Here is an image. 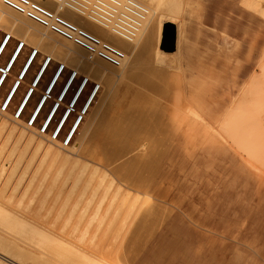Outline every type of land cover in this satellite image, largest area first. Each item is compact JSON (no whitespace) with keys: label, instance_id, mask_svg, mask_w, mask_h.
Masks as SVG:
<instances>
[{"label":"rangeland","instance_id":"374dc122","mask_svg":"<svg viewBox=\"0 0 264 264\" xmlns=\"http://www.w3.org/2000/svg\"><path fill=\"white\" fill-rule=\"evenodd\" d=\"M246 1L248 0H245L244 3L242 0H186L185 19L183 22V39L180 48L178 49L179 53L178 51L175 53V55L179 56L178 67H180V70L178 69V71L180 73L175 70L176 73L178 72L179 74L174 77L175 84H173L174 82L172 79L170 86L172 88V93L177 97H181L182 101L185 100L184 103L186 102L185 105L187 108L189 110L193 108L191 111L193 112L195 110V114L194 112L191 113V111L188 112L186 110L187 112H185L184 116L181 114L182 119H180L179 116V119L176 118L178 121L175 119L171 120V126L174 124V120L176 121V124L178 122V125L174 124L173 126H177V129L175 128V130H173L175 133H173L174 135H172V139L169 137L170 134L168 135L169 131H172L173 129L171 126H169L171 127V130H167L168 133L166 131L162 132V136L159 133L160 137H162V141H166L163 140V138L165 139L167 135L171 139L170 141L167 138V142H162L160 141L161 138H159L160 142H157L155 140L157 139V137H155L157 133H155L156 135H148L150 140L153 138L155 141H149L147 135L146 137L148 139L144 138V140L142 139L145 135H140L142 137H139L140 140L137 136L136 139H138L140 143L143 141L144 144L142 143L140 148V143L138 144L137 142V145L136 141L138 140H135L134 147H132L131 151L128 153L129 155L134 153V155H132V157H130V155V159L128 157L126 160L127 164L129 163L131 165V169L132 167H135L133 168L134 173L129 169L130 167H126V164L122 165V167H125L124 171L126 169L129 170H126L127 174L124 172L128 178L129 175L135 177V171H140L139 173H141V177L138 175L139 178L138 176L135 178H138V182L144 178L145 180L141 182L144 184L145 181H148L145 182L147 183L145 185L139 184L137 181L133 182L136 180H132L133 178H130L129 182L126 183L128 180L127 177H125L126 175L122 177L123 173H117L118 169L116 170V168H114L116 170L114 172L112 166L109 167L103 164L102 161L100 162L98 158L93 156L91 158V155H87L84 150L82 151V149H80L81 146L78 145L80 142H77L79 137L76 138L78 144H75L74 139V142L72 141L68 146H63L60 142L54 144L52 139H50L51 130L57 118H59L63 110L68 108L67 106L70 105L69 103L74 91L78 87L80 81L85 77L83 72L79 73L76 77L70 91L63 101V104L60 106L54 121H52L46 136L43 133L38 132L42 124V119L49 108L56 103L60 88L69 74L73 72L71 66L67 67L65 64L66 69L53 89L51 93L52 97L47 100L46 105L41 110L36 123L34 124V129H32L28 122L31 110L44 92L53 72L61 65V63L59 64V60L51 61L48 69L38 84V91L33 93L21 115L22 123L17 121L18 119L15 115L16 106L26 89L30 86V81L40 63L44 58L45 60L48 58L47 52L38 51L33 64L16 92L9 108L7 110L2 108L3 98L12 83L17 79L22 64L28 55L35 50L33 44L25 43L10 75L7 77L0 90V128L2 127V124H6V129L3 127L4 130L2 128L0 130V236L7 237L18 244H23L24 242V239L19 238V236L23 237L26 234H31L32 236L43 235L45 238L53 236L61 243V241L66 242L67 236L74 234L72 236L76 237L77 240H72L71 243L72 245H75V247L78 245L79 247L84 246V248L87 249L86 245L88 244L89 250H91V247H93L92 250L94 251L97 249L95 252H98V249L104 247L103 252H100L102 251L100 249L99 253H104L106 254L105 256H107L109 253L108 251H110L108 254L110 256H108V258L110 260L115 258L116 260H114L116 262L121 260V264H127L129 261V264H138L141 261L142 264H169L168 247L166 246L168 245L171 235H176L177 239L183 238L186 221L200 224L201 215L202 219L206 221L215 219L212 217L217 216L224 225L228 227L236 225L238 227V214L242 213L249 214V219L254 225L264 222V17L260 15L262 13L259 12V10H256V12H259L260 14L256 13L253 7L250 8V6H247L249 4L246 5ZM259 2H261V6L264 7V0H259ZM172 29L173 27L170 30H166L164 34V44L166 45ZM6 34L7 29L0 27V41ZM20 42V36L11 38L0 58V74L1 68L5 66L11 52ZM178 80H180L179 84L177 82ZM93 82H95V79L87 85L79 102L75 105V111L71 113L62 132V137L74 118L79 117L81 106L91 90ZM171 84H173V86ZM175 87L176 89H174ZM178 89L180 91H177ZM101 91H103V85H100L99 92L101 93ZM178 92L181 95L178 94ZM100 101L101 98L96 101V104ZM235 106H238L239 120L234 119L229 115L231 114V111H235ZM2 109L5 111V114ZM240 119L243 123L240 122ZM87 121L88 119L84 115L82 118V124L84 123L85 126ZM239 122L242 126H240ZM27 123L29 127L26 126ZM11 127H14V129ZM20 130L22 131L19 132ZM18 133H21L22 135L19 134L21 135L19 137ZM27 135L28 138L32 137L36 141H42L45 143V146H49L53 151L51 155L49 154L43 158L42 154H44V152L42 148L36 153V141H31V146L30 144H27L30 147H25ZM78 135L79 131L76 134V137ZM17 136L19 139L22 138L23 140L20 139V141ZM151 142H157L155 144L160 143V145H156V147L154 144L155 149L159 152L160 150L165 149L163 146H168L167 149L164 150L165 153L163 151L164 155L162 153L159 154L158 152L160 158L162 157L161 159L157 158L160 160L154 159L158 154L153 156V152H157V150L153 151L150 145ZM73 143L75 145L74 148L76 146H79L80 148H71ZM161 143H166V145H161ZM34 145L35 148H33ZM149 146L153 151L152 153L150 152L151 150ZM137 147L138 149L140 148L143 155L146 154L145 156H147L151 154V158L154 157L153 159L157 161L151 160L148 156V159L147 157L145 159V156H142L138 149L135 151L140 152L141 158L139 159L140 156L133 158L135 155L139 154H135L136 152L133 149ZM79 149L82 152L79 151ZM74 158H77L75 159L77 160L76 162L73 160ZM131 158H138V161L132 160ZM149 158L151 160L150 162L143 161L144 159L145 161H149ZM30 161L31 163H29ZM63 161L65 163H63ZM152 161H154V163ZM73 162L77 164L74 167ZM151 162L153 164L156 162L155 166ZM85 164L86 166L88 164L90 165L86 167V172L81 176V179L79 178L80 180H77V177L74 175L67 177L66 174L69 172V169L71 168L70 166H72L75 171ZM129 164L127 166H130ZM151 164L153 167L157 166V168H152ZM163 164L164 166H162ZM150 165L151 168L154 169L152 174L153 177L150 175L151 171L147 174L148 170L146 169H148L147 167ZM26 166L28 168L24 170ZM49 166L50 168L47 173L45 170H47V167ZM59 166H61V168L63 166V172L61 171L60 174L54 177L57 174L56 170L59 169ZM143 166L147 167L144 169L142 168ZM92 168H97L100 174L104 175L102 181H100L101 179L99 180V177L93 178V181L88 179L87 173ZM121 170L119 169V171ZM164 170L168 171V174H166L167 172H164ZM25 171H27V173ZM160 171L161 174L163 172L164 174L161 175ZM131 172L133 174H130ZM33 173L34 177L32 175ZM44 173H46L45 180L42 178ZM142 173H146L143 174L144 176L146 175V178ZM22 174H24V176ZM165 174L168 177H166ZM29 178L33 179V181L31 180L33 184H31ZM41 180L43 181V184L41 183ZM87 180H89V183H87ZM152 180H154V183L152 182L153 185L151 183ZM83 181H85V186H83ZM27 182L28 184H31V187H29L30 185L27 186ZM109 182L112 184L110 185ZM38 183L42 184V190H47V187L50 189L49 186H51L52 189V191L50 189L51 192L47 195L48 200H46L41 209H37V207L40 202V195H42L45 190H40L37 195L35 187L38 186ZM107 184H109V186ZM129 184H134V186H130ZM46 185L47 187H45ZM86 185L89 187L87 186V188ZM96 185L98 187L101 185V187L98 188ZM15 186H18L15 193L11 192V190L16 188ZM26 187L30 188L27 192L25 191ZM104 187L107 189L103 192ZM119 187L120 189L118 190ZM95 188H98L96 189L97 191ZM26 190H28V188ZM93 191L96 193L92 194L93 196L91 197L90 195ZM105 192L106 196H104L106 198L103 197ZM113 192L116 197H112L114 194ZM20 193L22 195L24 194V197L21 198V200L20 197H22V195ZM35 194L37 195V198H31L33 195L36 196ZM101 195L104 199L100 198ZM53 196H55L54 198L57 201ZM89 196L91 198H89ZM87 198L90 200L92 199L93 201H90ZM113 198H115L114 201ZM123 198L125 201L124 203L122 202ZM76 199L79 203H74L77 201ZM109 199L113 202L109 203ZM85 200H87L89 204H86ZM55 201L54 209L49 210V204L51 202L54 203ZM131 201L133 207L134 204H136L135 208H132ZM129 202L130 205L128 206ZM141 202L144 207L141 206ZM145 202H148L149 204ZM98 203L100 207H98L99 210H97ZM121 203H123V205ZM73 204L77 205L75 211L73 209ZM110 204L111 206H109ZM86 205L87 210L89 209L88 211L85 208ZM50 206L53 207V205ZM93 206H95V210H97V212L99 211V213L95 210L93 211V214L95 213L94 215L90 213L94 208ZM105 206L109 207L106 208ZM137 206H141L140 208H143L146 211L140 213V208ZM145 206H147L146 208L149 211ZM26 207H30L28 210L29 212L26 211ZM118 207L120 211H118ZM80 208L82 210L85 208L84 213H80ZM108 209H111V212ZM115 209L118 212L116 215L113 214V211L114 213L116 212ZM137 209H139V213L137 212ZM128 210L130 212L132 211V213H130L132 216H136L133 218L128 215ZM135 210L137 214L134 213ZM167 210H169V212ZM102 213H106L108 217L106 214L103 215ZM141 214H145V217ZM92 217L94 220H92ZM136 217L139 218L140 222ZM246 219L248 218H244V221ZM135 220L139 222V226L136 224L138 230H136L135 225H133ZM88 221L91 222V227L90 224L86 223ZM122 221L124 223L127 222L124 224L126 225V228L123 226ZM128 221H130L131 224L133 223L134 231H132L133 229H130V226L132 227V225L129 224ZM159 222H162V224L160 223L161 225H158V228L157 224H159ZM121 224L124 229H122L123 231L118 228H122ZM127 224L130 226H127ZM86 227L89 229V232L85 231L87 230ZM62 229L65 230L64 233L65 235L67 234L66 236H61L55 231ZM156 229L160 231L157 232ZM166 232L168 233L166 234ZM118 234H120L121 237ZM77 235H80V237H77ZM89 235H92L93 237L91 236L92 238H90ZM116 235L119 236L117 237L119 246L116 244ZM156 235L157 237L155 238ZM128 236L131 237L128 238ZM12 237L15 238L13 239ZM59 237L62 239L61 241L59 240ZM84 237L86 238L85 240ZM127 238L130 239V242ZM94 239L95 241H93ZM114 239L116 241L115 243ZM140 239L143 240V242ZM171 239H174V237H171ZM78 240H80V242H78ZM89 240L90 242L92 241L93 244H89ZM126 241L129 243H127L129 246L126 245L129 249H126L124 246V242ZM100 242L104 246H101ZM113 243L114 246L117 245L116 248H114ZM137 243L139 246L141 244V246L139 247ZM147 244L152 245L148 246ZM158 244L159 247L157 248ZM112 246L113 249H111ZM134 246L136 251L138 249L140 250L138 251L139 254L132 251L134 250ZM155 248L157 249L156 252L154 250ZM121 249L124 251L127 250V252H121ZM7 251L8 250H6L5 253H7ZM131 251L133 252V255L129 254ZM118 252L125 254L123 255V258H125V261L127 259V263L123 258L120 259L122 256ZM135 253V257H130V259L129 256H134ZM142 255L146 256V260H144L145 256ZM140 256H142V258Z\"/></svg>","mask_w":264,"mask_h":264},{"label":"bare ground","instance_id":"6f19581e","mask_svg":"<svg viewBox=\"0 0 264 264\" xmlns=\"http://www.w3.org/2000/svg\"><path fill=\"white\" fill-rule=\"evenodd\" d=\"M37 1L41 2L42 4H44L45 6H47L49 8H51L56 13L61 14L62 16L67 18L68 20H70V21L74 22L75 24H77L78 26H80L82 28H85L86 30L92 32L93 34L99 36L102 40H105V41H108V42L112 43L113 45L117 46L118 48H120L124 52L125 57H124L122 63L119 66H114V65H112V64H110V63H108V62H106V61H104L102 59H99V58L88 59L86 51L81 46H78V45L74 44L73 42H71L70 40H67V39L61 37L60 35L50 31L48 28H46L44 26H41L40 24H38V23L34 22L33 20L27 18L24 14H21V13L15 11V10L5 6L4 4H2V2H0V27L1 28L2 27L6 28L7 29V34H10L12 37L20 36L21 42L27 43V44H33L36 51L47 52V56L49 58H52L55 61L59 60V64L60 63L64 64V65L66 64L67 67L71 66L72 67L71 68L72 71H75V72H78V73L83 72L84 76L87 78V80L92 81V80L95 79V83H97L99 86L103 85V91H101V93H100L99 89L96 90L94 92V94L91 95L89 100L87 101V99H88V97H89V95H90V93L92 91V88H91V90L89 91L88 95L86 96V98H85V100H84V102H83V104L81 106L80 112H79V114L82 116L81 119L73 127L74 122L76 121V118H74V120L71 122V124L67 128L66 133L68 131H70V129L73 127V131H72L71 136H70V138H71L70 142L71 143H72V141L74 142V139H75V144L79 141L80 144H78L79 142L77 144L81 146V148L79 146H76L74 148L75 145L73 143L72 146L70 145L71 148H74V149L80 148V149H82V151L84 150L87 153V155H91V158H92V156L95 157V158H98L100 160V162L102 161L103 164H105V165H107L109 167L112 166L113 169L114 168H116V170L118 169L117 173H119V174L123 173L124 174V175L122 174V177L127 174L126 173L127 171H129L128 169H126L127 171L126 170L124 171L125 167H122V165L126 164V167L127 168L130 167L129 169L134 173V169L133 168H135V167H132V169H131V165L129 163L128 164L130 166H127L128 164H127L126 160L128 159V157L130 155H131L130 157H132V155H134V153L130 154V155L128 153L131 151V148L134 147L135 140H138V139L140 140V138H142L141 136L145 135V137H143V139H142V140H144V138L145 139L147 137L149 138V136H151V134L157 133V135H159V136H157L156 134H155L156 136L153 135V136L157 137V139H158V140L157 139H155V140L157 142L162 141V137H160V134L162 132H165V131L167 132L168 129L171 130V127H173L174 124H176L175 120L179 119L178 118L179 116H180V119H182L181 114H182V116H184L185 112H187V111L189 112V111H191V109L193 110V108H191L190 110L187 108V106L185 105L186 102L184 103L185 100L182 101L181 97H177L176 95H174V93H172V91H171L172 88L170 86V83L172 82L171 80L173 79V82H174L173 84H175L174 77H175V75H178L180 73L178 71V69L180 70V67H178L179 66L178 65L179 56L175 55V53H177L178 49L180 48V44H181V41L183 39V22H184V19H185V7H186V3H187L186 0H137V1L143 3L144 5L147 6L148 12H147L146 17L143 20V23H142L138 33L131 40H127V39L122 38L121 36L115 34L113 31H111L109 28H106V27L100 25L99 23L91 20L86 15H83V14H81V13L75 11V10L70 9V8L61 7L59 4H57L53 0H37ZM244 1L245 0H242L243 3H244ZM260 3L261 2H259V0H248V1H246V5L249 4L247 6H250V8L253 7V9H255V12H256V10L257 11L259 10V12H261L262 14H260L259 12H256V13H259L260 15H262V17H264V7H262L261 6L262 3L261 4ZM172 27H173V30H175V48L173 49L174 51L171 50V52H170L167 49L168 42H169L170 38H169V40L167 42V45H166V44H164V41L162 42V37H163V33H165L166 30H170ZM3 40H4V37L0 41V58H1L2 53L5 51L8 43H9V41H6L5 44H3ZM17 48H18V45H16V47L13 49V51L11 52L9 58L7 59V61L5 63V66L3 67V68H6V66L8 65V68L4 69V74L5 75H4V77L2 78V80L0 82V90H1L4 82L6 81L7 77L10 75V72H11L15 62L17 61L18 57L20 56V54H21V52L23 50V48H21V49H18V51H16ZM178 53H179V51H178ZM31 54L32 53H30L28 55V57L25 59L24 63L22 64V66H21V68H20V70L18 72V77L15 80V81H18V84L15 87H13V85L15 84V81H14L12 83V85L10 86V88L8 89L6 95L3 98L2 103L7 99L6 100V106H5L4 110H7L9 108V106H10V104H11V102H12V100H13L15 94H16V92L18 91V89H19L21 83L23 82L27 72L29 71L31 65L33 64V62H34V60L36 58V56L32 57ZM28 59H30V60H28ZM49 65H50V63L46 64V60L44 58L43 61L40 63L38 69L35 71L32 79L30 81V86L26 89V91L22 95L21 99L19 100V102H18V104L16 106V109H15V111H17L18 108L21 106L19 115L17 116V119H18L17 121L18 122L22 123L21 115L24 112V110H25L29 100L31 99L33 93L35 91H38V84H39L40 80L42 79L44 73L48 69ZM175 70H177L179 73L178 72L176 73ZM57 71H58V67L53 72L51 78L49 79V81H48V83H47V85H46V87L44 89V92L39 97V99L35 103L33 109L31 110V113L29 115V119L32 116V114H34L33 121H35L38 118V116H39L41 110L43 109V107L46 105L47 100L52 97L51 93H52L53 89L55 88L58 80L62 76V72H59L58 75L54 78V76L57 73ZM2 72L3 71H1L0 77L3 74ZM69 77H70V74L67 77V79L65 80V82L63 83L62 87L60 88V91L58 93V98L56 100V103L58 104V106L54 109L52 114L49 116V121H48L46 127L50 126V124L54 120V118H55L60 106L63 104V101H64L65 97L67 96L68 92L70 91V89H71V87H72V85H73V83L75 81L74 78H72L71 81H69L68 80ZM179 81L180 80L177 81L178 84H179ZM80 83H79V85H80ZM173 84H171V85L173 86ZM33 85H35V87H36L35 89L31 88ZM79 85H78V87H79ZM86 87H87V83H85L81 87L79 93H77V97L75 98V101H72L73 104H72V102L70 100V103H69L70 105L67 106L68 108L63 110L62 114L57 119L56 125H58V123L60 122L62 116L69 110L67 115L64 116V118L61 121V126L59 128V131L62 128L64 129L65 125L67 124V122L69 120V117L71 115L72 110L74 111V108H72V107H75V105L79 102V100H80V98H81V96H82V94H83V92H84ZM30 88L32 90L28 94V90ZM174 89H176V87ZM179 89L177 91H180ZM62 91H63L62 97L60 98L59 95L61 94ZM75 92H76V90L74 91V93ZM173 92H175V91H173ZM74 93H73V95H74ZM100 94H101V97H100ZM178 94H180V93L178 92ZM99 98H101V101L96 104V101ZM188 106H189V104H188ZM52 107H53V105L49 108V110L47 111L46 115L44 116V118H43V120L41 122L42 124L44 123V121L48 117ZM193 112L191 111V113H193ZM4 114H5V111H4ZM194 114H195V112H194ZM84 115L88 119V121L85 124V126H84V123L82 124V118H83ZM229 115H230V117H233L234 119L239 120L238 119V106H235V111H231V114H229ZM173 119H175L173 121L174 124L171 126V124H172L171 120H173ZM170 122H171V124H170ZM240 122L243 123V121L241 119H240ZM240 122H239V124H240ZM168 123H169V125H168ZM5 125L6 124H2L1 128L2 129H3V127L5 128ZM176 125H178V122H177ZM0 126H1V124H0ZM26 126H28V123L26 124ZM169 126H171V127H169ZM240 126H242V125L240 124ZM1 128H0V130H1ZM19 128H21V127H19ZM30 128L34 129V125H32ZM175 128L177 129V126L173 127L172 131L168 130L169 133L168 132L167 133H168V135L170 134V136H169L170 138L172 137V135H174L173 133H175V132L173 130H175ZM12 129H14V127ZM21 131L22 130H20L19 132H21ZM78 131H79V135L76 137V134L78 133ZM9 132H11V131H9ZM14 132H12V133H14ZM38 132H40V131H38ZM170 132H172V133H170ZM247 133H248V131H247ZM19 134H21V133H18V135ZM21 135H19V137ZM44 135L46 136V133H44ZM146 135H147V137H146ZM168 135H167V137H165V139L163 138V140H166V141H162V142H167L168 140L170 141L172 139V138L170 139L168 137ZM137 136H138V139H136ZM161 136H162V134H161ZM78 137H79V139H77V142H76V138H78ZM17 138H18V136H17ZM159 138H161L160 141H159ZM167 138H168V140H167ZM20 139H22V138H20ZM37 140H38V138H37ZM139 140L136 141V144H137V142H138V144L140 143ZM155 140H153V138L150 140V138H149V141H155ZM31 141L34 142L36 140H34L32 137L28 138V135H27L26 146H25V144H24V146L27 147L29 144L31 146ZM27 142H29V143H27ZM52 142H54V144L55 143H59L58 139L52 140ZM157 142H153V143L151 142V144L149 143L151 145V148L153 149V151L157 150V149H155L156 145H160V143L155 144ZM142 143H143V141L139 145L140 148H141V144ZM35 144H36V148H35V145L33 146V148H35L36 153L41 150L40 148L43 149V152H44V154H42L43 158H44V156L46 157L49 154L51 155V153L53 152L51 150V148L49 146H45L44 145L45 143H43L42 141H36ZM152 144H153V147H154V144H155L154 148L152 147ZM163 144L166 145V143H161V145H163ZM168 145H169V143H168ZM30 146H28V147H30ZM163 147L165 149L160 150V152L158 150H157V152L156 151L153 152L152 149L150 148V146H149V148H150L151 151L149 150V148H148V150L151 153L153 152V156L154 155L156 156L158 154V152H159V154L162 153L164 155V153H165L164 150H166L168 146L166 145V147L165 146H163ZM140 148L138 149V147H137V148H133V149L135 151L137 149L140 150ZM80 149H79V151H81ZM35 150H34V152H35ZM163 151H164V153H163ZM135 152H136L135 154H138V153L139 154L135 155L133 158L140 156L141 150H140V152L139 151H135ZM12 154H14V153H12ZM159 154H158V156H159ZM79 155H80V153H79ZM141 155L145 156L146 154L143 155V153L141 152ZM163 155H161V156H163ZM147 156L151 158L152 155L150 154V155H147ZM147 156H145L144 158L146 159ZM158 156L155 157V158L153 157V158L154 159L160 158V156L159 157ZM56 157H57V155H56ZM130 157H129V159H130ZM148 157H147V159H148ZM140 158H141V156L139 157V159ZM150 158H149V161L148 160L145 161V159L143 161L144 162H150L151 160H154L153 158H151V160H150ZM75 159H77V158H74L73 160H75ZM137 159L138 158L132 159V160L136 161ZM160 159H157V160H160ZM157 160H154V161H157ZM31 161L29 163H31ZM76 161L77 160H75V162ZM154 161H152V162L154 163ZM95 162H96V160H95ZM63 163H65V162L63 161ZM73 163H72V165H73ZM149 164H147V165H149ZM155 164H156V162H155ZM155 164H153V165L155 166ZM66 165H67V163H66ZM76 165L77 164L74 163L73 167L76 166ZM88 165H90V164H88ZM141 165H142V163H141ZM141 165H140V168H141ZM143 165H144V163H143ZM151 165L149 167L146 166L148 168L146 170H148L147 174H148V172L151 171L152 173L150 172V175H151V177H153L152 174L154 172V169L157 168V166L153 167V165H152V168H154V169H152ZM87 166H86V164L84 166L82 165V167L78 168L75 171L73 170L74 168L72 166H70L72 168V170L70 168L69 172H67L66 175H67V177H69L71 175H74V176L77 177L76 178L77 180H80L81 176L84 175V173L86 172V167ZM144 166L142 168L145 169L146 167H144ZM162 166H164V164ZM118 167H120V168H118ZM27 168L28 167L26 166L24 170H26ZM47 168L48 169L45 170V171L48 173L50 166L47 167ZM60 168H61V166H59V169L56 170L57 174L54 177H56L58 174H60L61 171L63 172V170H62L63 166H62L61 169ZM119 169L120 170L122 169L123 172H122V170L119 171ZM116 170L114 169V172ZM162 170H163V168H162ZM165 171L166 170H164V172ZM25 172L27 173V171H25ZM132 172L130 174H133ZM135 172H136L135 173V177L138 176V175L141 177V175H140L141 173H139L140 171L139 172L135 171ZM164 172L162 174H164ZM166 172H167L166 174H168V171H166ZM24 174H22V175L24 176ZM143 174H146V173H142V175ZM160 174H161V171H160ZM166 174H165V176H166ZM32 175L34 177V173ZM44 175H43L44 177L42 176L43 180H45V178H46V173H44ZM106 176H107V174H106ZM139 176H138V178H139ZM87 177H88L89 180H92V181H93V178H98L99 177V180L101 179L100 181H102V179H103L102 177H104V175H101L97 168H92L87 173ZM125 177H127V179H128L126 181V183L129 182L130 178L131 179L133 178L132 180L136 179L132 175L131 176L129 175V178H128L127 175ZM144 177L146 178V175ZM158 177H159V175H158ZM166 177H168V176H166ZM33 179L29 178L31 184H33L32 183ZM137 179L135 181H133V182L137 181V183L142 184L143 180H145L144 178H142L143 180H141L142 182L140 181L141 182L140 183V182H138L139 180H137ZM89 180H87L88 182L87 181L86 182L89 183ZM125 180H126V178H125ZM153 181L154 180H152L151 183ZM83 182H84L83 186H85V181H83ZM145 182H148V181H145ZM145 182L142 185L147 184ZM156 182H158V181H156ZM41 183L43 184L42 180H41ZM153 183H152V185H153ZM27 184H28V182H27ZM31 184L29 183L27 186L30 185L29 187H31ZM42 184L38 183L37 184L38 186L35 187V191H36L37 195H38V192L40 190H42ZM90 184H91V181H90ZM98 184H100V183H98ZM109 184L111 185L112 183L109 182ZM109 184H107V185L109 186ZM129 185L130 186H134V184L133 185L129 184ZM87 186L88 185H86V187ZM108 186H106V187L109 188ZM135 186H137V185H135ZM17 187L15 189L11 190V192L15 193V190L17 189ZM29 187L25 188L26 192L29 191V189H30ZM45 187H47V185ZM49 187L51 189V186H49ZM99 187H101V185H99ZM106 187L103 188V192H104L105 189H107ZM138 187H139V185H138ZM143 187H142V189H143ZM146 187H147V185H146ZM27 188H28V190H26ZM98 188H95V190L98 189ZM46 189L47 190L44 189L45 191L42 190L45 193L43 192V194H42L43 196L40 195V198H39L40 202H39V205H38L37 209H41L42 206H44L46 200H48L47 195H49V192H51L52 189H51V191H50V189L48 187ZM119 189H120V187L118 188V190ZM85 190H86V188H85ZM106 192L104 194L102 193L104 198H106L105 197L106 196L105 195ZM81 193H83V192H81ZM95 193L96 192L93 191L90 196L92 197L93 196L92 194H95ZM116 193H117V188H116ZM37 195L36 196L33 195V197H31V198L35 199V198H37ZM114 195H115V193L113 194L112 197H116V195L115 196ZM90 196H89V198H91ZM23 197H24V194L22 195V197H20V200ZM54 197L55 196H53V198ZM103 197L101 195L100 198L104 199ZM100 198H99V200H100ZM88 200H90V199H88ZM114 200H115V198H113V201ZM56 201L54 203L51 202L49 204V206H48L49 210L54 209V205H55ZM85 201H86V204H89L87 202V200H85ZM90 201H93V200L91 199ZM113 201L110 200V199L108 200L109 203H112ZM76 202H78V200L75 201L74 203H76ZM122 202L123 203L125 202L124 198H123ZM135 202H136V198H135ZM30 203H28V204H30ZM99 203H100V201H99ZM99 203L97 204L98 206L95 205V206H97V210H99L98 209ZM123 203H121V204L123 205ZM145 203H148V202H145ZM90 204H92V203H90ZM131 204H132V201H131ZM50 205H53V207L50 206ZM100 205H102V204H100ZM113 205H114V203H113ZM129 205H130V202H129L128 206ZM76 206L77 205L73 204L74 211H75ZM95 206H93L94 208H93L92 212H90V213L93 214V211L95 210ZM109 206H111V204ZM109 206H105V207L108 208ZM131 206H132V208H135L136 204H134V207H133V204ZM131 206H130V208H131ZM141 206H143L142 202H141ZM147 206H145V208ZM140 207H138V208H140ZM150 207H149V209H150ZM26 208H27L26 211H28L30 207L29 208L26 207ZM85 208L87 210V205H86ZM85 208H83V210L80 208L81 209L80 213H84V209ZM111 208H113V207H111ZM158 208H160V207H158ZM118 209H119V207H118ZM142 209L141 208H140V210L137 209V212H138V210H139L140 213H143V211L144 212L146 211L145 209H143V210ZM97 210H95V211L97 212ZM108 210L110 211L111 209H108ZM74 211H73V213H74ZM115 211H116V209H115ZM118 211H120V209ZM167 211L169 212V210H167ZM86 212H85V214H86ZM97 213H99V211ZM116 213H118V212L116 211L114 213V211H113V214L116 215ZM130 213H132V211L131 212L130 211L127 212L128 215L132 216ZM134 213H136V210H135ZM102 214L104 215L106 213H102ZM141 215L144 216L145 214H141ZM106 216H107V214H106ZM117 216H115V217H117ZM135 216L136 215H133L132 217L134 218ZM95 217H96V215H95ZM132 217H130V218H132ZM139 217L141 219L140 214H139ZM124 219H126V218H124ZM124 219H123V221H124ZM137 219L139 221V218H137ZM92 220H94L93 217H92ZM100 221H101V219H100ZM138 221L135 220V223L134 224L132 223L133 225H135L136 230H138L137 227L139 226L138 224L140 222V221L139 222ZM88 222H86V223L87 224L91 223V222H89V223ZM128 222H129V224H131L130 221H128ZM162 222H159V224H157L158 228H159L158 225H161ZM125 223H127V222H125ZM125 223L123 222V226L126 228V225H124ZM97 224H96V226H97ZM129 224H127V226ZM133 225H132V227L129 225L130 229H133L132 231H134V226ZM90 227H91V224H90ZM121 227H122V224H121ZM118 228L121 231L124 230L123 227L121 229H120V227H118ZM86 229H87V227H86ZM88 230L89 229H87L85 231L89 232ZM55 231L58 232L61 236L65 235V233H64L65 230L64 229L59 230V231L55 230ZM118 231H117V233H118ZM144 231H146V230H144ZM158 231H160V230H157V232ZM167 233L168 232H166V234ZM13 235H11V236H13ZM72 235H74V234H72ZM72 235L67 236L66 242H62L61 241L62 239L60 238L61 237L60 236L59 237V240L61 241V243H60L53 236L45 238L43 235L32 236L31 234L30 235L26 234L23 237L19 236V238H21V239L23 238L24 239L23 244H18L16 242H14L13 240H11V239H9L7 237H3L1 235L0 236V264H118V263H120L121 260H118L119 257L117 259L119 261V262L117 261L118 263L115 261L116 260L115 258H114L115 260L113 259L114 261L110 260L108 258V256H110V255H108L110 253V251H108L109 253L107 254V256H105L106 254H104V253H103L104 255L99 253L100 249L102 250L100 252H103V248L104 247L103 248L99 247L100 249H98L99 250L98 252H95L97 249H95V251L92 250L93 247H91V245H90L91 250H89L88 249L89 245L88 244L86 245V243H85V245H86L87 249L84 248V246L79 247L78 245H76V247H75V245H72L71 242H72V240L76 241L77 239H76V237H74ZM118 235H120V234H118ZM118 235H116V238L119 237ZM78 236L80 237V235H77V237ZM89 236H90V238L93 237L92 235H89ZM85 237H86V235H85ZM85 237H84V240L86 239ZM120 237H121V235H120ZM129 237H131V236H128V238ZM140 237H142V236H140ZM156 237H157V235L155 236V238ZM17 239H15V240H17ZM21 239H20V241H21ZM115 239H114V243L116 242ZM116 240H117L116 244H118V238ZM128 240L130 242V239H128ZM140 240H139V242H140ZM143 240H141V241L143 242ZM161 240H162V238H161ZM93 241H95V239ZM127 241L124 242L125 243L124 246L126 247V249H129V247H127V246H129L128 245L129 243ZM78 242H80V240H78ZM88 242H90V240ZM101 242H100V244H101ZM114 243H113V246H114ZM89 244H93L92 241ZM100 244H99V246H100ZM152 244H153V242H152ZM152 244H149V245H152ZM159 244H158L157 248L159 247ZM195 245H196V248H201L200 246L198 247L197 244H195ZM101 246H104V245L101 244ZM113 246L111 247V249H113ZM116 246H114V248H116ZM118 246H119V244H118ZM135 246H134V250L135 251L134 250H132V251L133 252H137L139 254L138 251H140V250L137 248L138 250L136 251ZM138 246H139V244H138ZM140 246H141V244H140ZM121 248H122V246H121ZM147 248H146V250H147ZM182 248H184V247H182ZM6 250H8L7 253H5ZM154 250L156 252L157 249L155 248ZM132 251L129 252V254L133 255ZM121 252L126 253L127 250L124 251V250L121 249ZM152 253H154V252H152ZM119 254H121V253H119ZM129 254H128V256H129ZM123 255H125V254L122 253L121 254L122 257H120V259H122L124 257ZM135 255H136V253L134 254V256L130 255L129 258L130 257H135ZM145 255H142V256H145ZM142 256H140V257L142 258ZM180 256H179V258H180ZM202 257H204V256H202ZM179 258H178V260L181 259V258L180 259ZM187 258L188 257H186V260H187ZM124 259L125 258H123V260ZM183 259H184V257H183ZM144 260H146V256H145ZM178 260H176V264L178 262H181V261H178ZM125 262L126 263L128 262L127 259H126ZM141 262H139L138 264H140ZM200 262H199V264H201ZM129 263H130V261H129ZM129 263H127V264H129ZM174 263H175V261H174Z\"/></svg>","mask_w":264,"mask_h":264},{"label":"built area","instance_id":"2783aa9c","mask_svg":"<svg viewBox=\"0 0 264 264\" xmlns=\"http://www.w3.org/2000/svg\"><path fill=\"white\" fill-rule=\"evenodd\" d=\"M53 1H55L61 7L70 8L83 15H86L91 20L99 23L100 25L106 28H109L115 34L127 40H131L136 36L148 12L147 6L137 0H53ZM0 2H2V4H4L5 6L21 14H24L27 18L33 20L34 22L40 24L41 26L48 28L50 31L60 35L61 37L70 40L71 42H73L78 46H81L86 51L88 59L99 58L114 66H119L125 57L124 52L117 46L113 45L108 41L102 40L99 36L93 34L92 32L86 30L85 28L78 26L74 22L68 20L61 14L56 13L54 10L45 6L44 4H42L37 0H0ZM11 38L12 36L10 34H6L4 36L3 44H5L6 41L10 42ZM24 44L25 43L20 42L18 44V48L16 49V51H18V49L23 48ZM31 53H32L31 54L32 57L37 56L38 51L34 50ZM52 60H53L52 58L48 57L46 59V64L51 63ZM6 68H8V65L6 66ZM6 68L3 67L1 68L3 74L0 77V82L5 75L4 69ZM65 69L66 68L64 64L58 66V71L55 74L54 78L58 75L59 72H62L63 74ZM78 75H79L78 72L73 71L70 74L68 80L71 81L72 78L76 79ZM80 82L81 83L79 87L76 89V92L71 98V102L75 101V98L77 97V93H79L81 87L85 83H87L88 85L91 81L87 80V78L84 77V79H82ZM17 84L18 81L15 82L13 87H15ZM31 88L35 89L36 87L35 85H33ZM31 88L28 90V94L29 92H31L32 90ZM91 88L92 91L87 101L89 100L90 96L93 95L94 92L100 88V86L97 83L93 82ZM62 93L63 91L59 95L60 98L62 97ZM6 100L2 104L3 109L6 106ZM57 106H58L57 103L53 105L48 117L46 118L44 123L41 124L39 130L40 133L44 134L47 133V131L49 130L51 124L50 126L47 127L46 125L49 121V116L52 114V112ZM20 107L15 113L16 117L19 115ZM68 111L62 116L58 125H56L57 122L56 120L50 135V138L52 140L58 139V141L63 146H67L71 143L70 136L73 131V127L82 117L79 114V117L76 118L73 127L62 137V132L64 129L62 128L59 131V128L61 126L62 119L64 118V116L67 115ZM33 117L34 114H32L30 119H28L30 126L36 123L37 119L33 121Z\"/></svg>","mask_w":264,"mask_h":264},{"label":"crops","instance_id":"0c3cea01","mask_svg":"<svg viewBox=\"0 0 264 264\" xmlns=\"http://www.w3.org/2000/svg\"><path fill=\"white\" fill-rule=\"evenodd\" d=\"M249 217L238 214V227L224 225L217 216L206 221L201 215L200 224L186 221L183 238L171 235L166 246L169 264H176L180 255L177 264H264V222L254 225Z\"/></svg>","mask_w":264,"mask_h":264},{"label":"water","instance_id":"95a60500","mask_svg":"<svg viewBox=\"0 0 264 264\" xmlns=\"http://www.w3.org/2000/svg\"><path fill=\"white\" fill-rule=\"evenodd\" d=\"M165 33H163V37H162V42L164 41V35ZM175 48V30L172 29L171 31V35H170V40L168 42V47L167 49L169 51L173 50Z\"/></svg>","mask_w":264,"mask_h":264}]
</instances>
